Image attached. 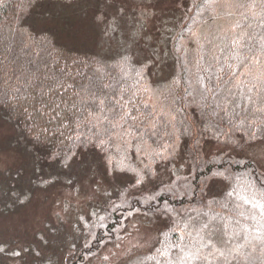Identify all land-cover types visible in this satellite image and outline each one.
Returning a JSON list of instances; mask_svg holds the SVG:
<instances>
[{
	"label": "trees",
	"instance_id": "16d2710c",
	"mask_svg": "<svg viewBox=\"0 0 264 264\" xmlns=\"http://www.w3.org/2000/svg\"><path fill=\"white\" fill-rule=\"evenodd\" d=\"M141 7L174 13L158 104L126 31L116 56L100 52L111 17ZM0 126L12 131L0 150L23 158L0 168V220L40 194L113 188L79 230L47 221L0 243V264H90L136 217L159 236L124 264H264V169L251 156L264 143V0H0ZM127 145L152 148L140 178L112 175Z\"/></svg>",
	"mask_w": 264,
	"mask_h": 264
},
{
	"label": "rangeland",
	"instance_id": "374dc122",
	"mask_svg": "<svg viewBox=\"0 0 264 264\" xmlns=\"http://www.w3.org/2000/svg\"><path fill=\"white\" fill-rule=\"evenodd\" d=\"M130 9V8H129ZM132 12L134 14H131ZM174 13L167 7H141L130 9L125 17L117 15L111 17L102 39L100 52L112 58L116 56L117 38L126 35L130 46H133L135 59L152 63V78L149 85L151 101L158 104L161 95L160 85L165 83L171 74L170 59L167 58L162 40L168 33ZM125 29L119 25H123ZM169 56V55H168ZM10 132V134L8 133ZM11 130L0 126V143H5L11 136ZM134 151L136 153L134 154ZM122 153V154H121ZM153 154L150 146L135 148V146H121L114 157L111 172L114 174H130L142 177L143 172L153 166ZM253 156L264 169V143L259 144L252 151ZM23 158L0 150V168H16L22 166ZM147 165V168H143ZM112 189L108 181L102 179L86 181L76 189H58L50 193L38 195L34 202L24 211L7 219L0 220V243L28 239L29 236L44 229L47 221L55 224L62 221L70 232L79 230L89 219L100 215V205L111 194ZM159 236V229L146 225L141 217L129 222L122 239L110 245L102 255L90 264H124L131 257L139 253L149 252ZM22 245H20L21 247Z\"/></svg>",
	"mask_w": 264,
	"mask_h": 264
}]
</instances>
